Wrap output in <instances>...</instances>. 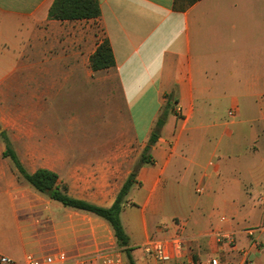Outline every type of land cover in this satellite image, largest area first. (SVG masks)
<instances>
[{
	"label": "crops",
	"instance_id": "obj_1",
	"mask_svg": "<svg viewBox=\"0 0 264 264\" xmlns=\"http://www.w3.org/2000/svg\"><path fill=\"white\" fill-rule=\"evenodd\" d=\"M53 2L0 0V120L24 115L36 126L27 131H44L36 123L44 102L74 82L110 85L118 114L136 112L140 126L130 122L136 143L100 140L90 154L57 143L52 158H23L11 143L26 171H52L70 197L108 208L158 132L120 214L136 264H156L136 259L139 229L140 243L180 232L184 259L198 262L218 253L216 231L235 232L238 250L220 252L222 261L244 264L249 251L252 264H264V0H98L101 16L81 20L49 19ZM105 39L115 65L93 70ZM121 130L118 137L129 134ZM5 150L0 143V254L80 256L112 244L106 221L35 190ZM131 208L138 213L124 215ZM249 227L262 228L259 250L249 246Z\"/></svg>",
	"mask_w": 264,
	"mask_h": 264
},
{
	"label": "rangeland",
	"instance_id": "obj_2",
	"mask_svg": "<svg viewBox=\"0 0 264 264\" xmlns=\"http://www.w3.org/2000/svg\"><path fill=\"white\" fill-rule=\"evenodd\" d=\"M12 54H18L20 60L26 59L25 53ZM101 86H87L74 82L59 85L54 91V95L46 99L44 108L36 118L37 127L43 128L44 131H27V128L36 126L27 123L24 115L13 117L17 118L16 122L11 121L8 115L1 117L0 143L4 147V136L8 137L14 149L23 158L34 155L52 158L58 154L57 147H55L57 143H75L86 146V148H69L67 149L69 154H90L88 146L91 143L110 138L114 143H136L130 126L132 119L136 124H139L136 112L128 117L126 107L123 106L122 113L118 114L116 101L110 99V85H104V89ZM112 102L114 106L111 105ZM123 128L124 131L129 129V134L124 132L123 137H118ZM139 135L142 136L140 129ZM135 212L138 213L134 208L126 209L124 215L132 217ZM168 216V213H164L160 217L161 222H169ZM138 233L141 242L144 235L141 229ZM108 241L112 244L107 242L102 246L115 250L121 255L124 263L129 264L124 250L117 244L115 237H111ZM140 242L134 248L138 261L137 255H144L140 248L142 244Z\"/></svg>",
	"mask_w": 264,
	"mask_h": 264
},
{
	"label": "trees",
	"instance_id": "obj_3",
	"mask_svg": "<svg viewBox=\"0 0 264 264\" xmlns=\"http://www.w3.org/2000/svg\"><path fill=\"white\" fill-rule=\"evenodd\" d=\"M178 0H175V2ZM187 6L194 4L197 0H185ZM101 16V8L98 0H54L49 10V19L51 20H81V19H97ZM115 58L108 40H103L98 46L95 53L90 58V66L93 70H102L113 67ZM171 101H167V105L157 121V128H161L164 124L167 111L171 108ZM158 135L153 133L149 140L142 158L118 193L112 206L106 208L90 202L70 197L64 191L60 190L56 173L39 169L34 173H28L22 165L16 151L13 149L10 140L4 137L6 150L4 156L9 157L19 175L35 190L49 196L52 200L61 203L64 207L73 208L85 212L92 213L102 220L106 221L112 228L117 244L124 250L129 264H136L132 248L129 246V237L125 232L121 222L120 214L126 204V196L134 184H136V176L138 168L141 164L150 162L147 158L150 147L157 141ZM49 191H52L49 194Z\"/></svg>",
	"mask_w": 264,
	"mask_h": 264
},
{
	"label": "built area",
	"instance_id": "obj_4",
	"mask_svg": "<svg viewBox=\"0 0 264 264\" xmlns=\"http://www.w3.org/2000/svg\"><path fill=\"white\" fill-rule=\"evenodd\" d=\"M233 111L229 112L233 116ZM200 192V188H198ZM226 221V217L221 218ZM261 227H249L244 229L250 248L261 249L263 243L259 240L258 234ZM218 244V253L205 262H198L195 259L185 260L184 238L180 232H176L165 238H148L141 244L144 256L155 260L156 264H227L222 261L220 252L230 254L238 250L236 233L231 231H216L214 233ZM244 264H252L253 259L249 251H245ZM0 264H124L118 252L113 249H101L89 255L70 256L64 251L53 254L34 255L27 254L22 260H15L7 255L0 254Z\"/></svg>",
	"mask_w": 264,
	"mask_h": 264
},
{
	"label": "water",
	"instance_id": "obj_5",
	"mask_svg": "<svg viewBox=\"0 0 264 264\" xmlns=\"http://www.w3.org/2000/svg\"><path fill=\"white\" fill-rule=\"evenodd\" d=\"M156 133H158V132H156ZM52 193V191H49V194H51Z\"/></svg>",
	"mask_w": 264,
	"mask_h": 264
}]
</instances>
